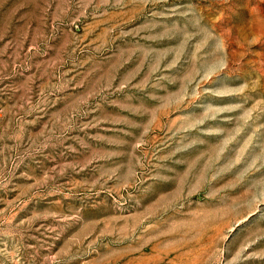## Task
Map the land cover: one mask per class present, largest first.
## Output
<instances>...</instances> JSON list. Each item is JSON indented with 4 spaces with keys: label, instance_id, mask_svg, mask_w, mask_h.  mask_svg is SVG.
Masks as SVG:
<instances>
[{
    "label": "rangeland",
    "instance_id": "374dc122",
    "mask_svg": "<svg viewBox=\"0 0 264 264\" xmlns=\"http://www.w3.org/2000/svg\"><path fill=\"white\" fill-rule=\"evenodd\" d=\"M0 264H264V0H0Z\"/></svg>",
    "mask_w": 264,
    "mask_h": 264
}]
</instances>
